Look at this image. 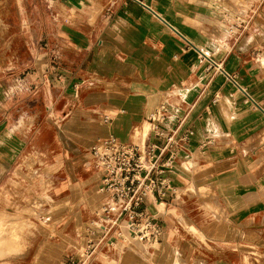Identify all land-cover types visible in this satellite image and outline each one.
Returning <instances> with one entry per match:
<instances>
[{
  "label": "crops",
  "instance_id": "obj_1",
  "mask_svg": "<svg viewBox=\"0 0 264 264\" xmlns=\"http://www.w3.org/2000/svg\"><path fill=\"white\" fill-rule=\"evenodd\" d=\"M65 16L75 17L77 30L68 28ZM11 40L18 48L27 45L28 91H40L34 77L52 74L49 61L60 60L55 100L50 84L44 82L42 90L50 99L44 100L47 108L60 104L59 131L50 129L75 172L67 174L65 188L96 182L83 166L98 138L142 142L149 131L146 119L162 105L170 112L169 129L182 122L180 132H192L172 173L178 197L147 204L162 226L161 242L118 246L92 264H264V113L246 104L208 62H221L256 100H264V0H0L1 74ZM4 90L0 83V181L18 155L12 131L4 128ZM33 96L18 108L35 107ZM105 114L112 116L110 124H104ZM24 163L31 173L16 171L27 184L18 197L32 190L27 198L50 199L34 233L44 237L67 202L50 196L52 168L38 173L35 159ZM14 183L22 188L13 178ZM96 186L74 202L88 208L86 222L104 199ZM75 220L63 234L81 250L85 231L79 236ZM54 248L40 245L34 264H76L78 253Z\"/></svg>",
  "mask_w": 264,
  "mask_h": 264
},
{
  "label": "rangeland",
  "instance_id": "obj_2",
  "mask_svg": "<svg viewBox=\"0 0 264 264\" xmlns=\"http://www.w3.org/2000/svg\"><path fill=\"white\" fill-rule=\"evenodd\" d=\"M65 18L71 25L68 27L69 29L72 31L78 29L74 16H65ZM3 29L7 31L6 27ZM17 45L12 40L5 43L3 59L4 71L3 74L0 73V83L4 84L5 89L3 99L4 128L12 131L13 137L11 141L18 149L16 161L0 181V198L5 196V198L0 200V214L8 215V220L14 227L13 233L9 235L12 243L8 247L0 250V264H34L35 254L40 245H44L47 251H49L51 246L55 247L54 249L69 248V254L77 256V253L79 254L80 252L81 245L79 243L76 244L71 239L67 240L63 233H67L73 227V222L76 218L79 220V224H77L79 228L77 233L79 236H81L83 230L85 231L86 223H88L86 222L85 213L88 212V208L83 211L74 202L78 199L77 197L82 196L86 198L85 195L99 184V177L96 176L98 170L89 155L90 159L84 164L83 168L87 170L89 175L95 176L96 182L98 181L97 184L95 182L85 188L71 187L69 189L64 187L67 174L70 173L72 177H75V172H71L67 167V165L70 166V159L69 157H63L61 155L62 149L59 147L57 136L50 129V126L54 125L59 131V126L61 125V121L59 120L61 119H59L57 112L60 109V104H55L51 109H49L50 104H48L47 108L44 100L50 102V99L48 94L42 90L44 82L50 84L53 101L55 100L53 95L56 92L54 90L60 86L59 82H61L62 76L54 72H56L55 69H59L60 60L58 57L53 56L51 62L49 61L48 64L53 72L52 74L43 73L34 77V82L40 84V91L36 89L28 91L29 83H32V79L28 80L31 65H28V60H25L28 57V48L26 43L20 44V48ZM19 63H25L21 67L23 69L18 68ZM38 67L41 71L43 64L39 63ZM20 70L22 71L21 73ZM29 95H34L35 107L24 106L18 108L17 103L27 99ZM137 139L134 137V140ZM84 153H90V151H85ZM28 158L35 159L36 163L34 168L38 173H42L44 167L53 169L49 175V183L52 186L50 196L56 202H67L59 220L49 224L44 237L34 235V233L35 230H38V223L41 221L40 218L43 215V209L47 207L50 199L45 198V196L38 199L27 198L28 195L33 194L32 190L27 191V195L24 194L22 199L18 197L22 195L20 190L26 187L27 184L22 180L21 176H16L15 173L18 170L21 171V175L28 176L31 173L30 169L24 163ZM40 160L44 161L42 165L37 163ZM45 174H49V172L46 171ZM1 178L2 176H0ZM13 178L22 185V188L19 189V186L15 183L10 185V181ZM96 189L99 191L98 186H96ZM43 191L44 193L47 192V184L45 183H43ZM68 195L70 198H68ZM83 215L84 218L82 219ZM71 216H74L73 219H70ZM74 248L77 249L75 250Z\"/></svg>",
  "mask_w": 264,
  "mask_h": 264
},
{
  "label": "built area",
  "instance_id": "obj_3",
  "mask_svg": "<svg viewBox=\"0 0 264 264\" xmlns=\"http://www.w3.org/2000/svg\"><path fill=\"white\" fill-rule=\"evenodd\" d=\"M208 62L214 72L224 74L234 84L246 104L264 113V100H256L236 75L224 70L221 62L211 58ZM169 118L166 105L149 114L146 123L150 128L143 142H124L114 135L94 142L91 154L100 174L99 192L104 199L85 227L84 246L76 264H92L98 254L107 259L110 249H124L131 242L148 246L161 242L162 226L148 212L147 204L178 197L172 173L178 151L185 148L192 134L190 130L180 132L182 122L169 129ZM102 120L110 124L112 116L105 114Z\"/></svg>",
  "mask_w": 264,
  "mask_h": 264
},
{
  "label": "bare ground",
  "instance_id": "obj_4",
  "mask_svg": "<svg viewBox=\"0 0 264 264\" xmlns=\"http://www.w3.org/2000/svg\"><path fill=\"white\" fill-rule=\"evenodd\" d=\"M149 128H150V126H149ZM145 138H146V136H145ZM98 139H103V138H98ZM13 228L14 227L10 224V222L8 220V215L0 214V250L4 249L5 247H8L12 243V239L9 237V235L13 233ZM133 243H135V242H133ZM133 243L131 242V244H133ZM12 245H14V244H12Z\"/></svg>",
  "mask_w": 264,
  "mask_h": 264
}]
</instances>
